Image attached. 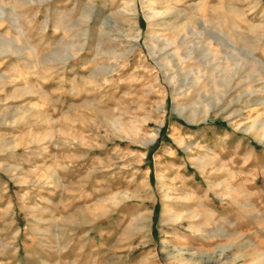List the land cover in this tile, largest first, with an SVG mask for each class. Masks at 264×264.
<instances>
[{
    "label": "rangeland",
    "instance_id": "rangeland-1",
    "mask_svg": "<svg viewBox=\"0 0 264 264\" xmlns=\"http://www.w3.org/2000/svg\"><path fill=\"white\" fill-rule=\"evenodd\" d=\"M128 1L0 0V264H264V0Z\"/></svg>",
    "mask_w": 264,
    "mask_h": 264
},
{
    "label": "bare ground",
    "instance_id": "bare-ground-1",
    "mask_svg": "<svg viewBox=\"0 0 264 264\" xmlns=\"http://www.w3.org/2000/svg\"><path fill=\"white\" fill-rule=\"evenodd\" d=\"M128 3V5H130L131 7H133L134 9H133V12H136V9H135V3H134V1L133 0H130V1H128L127 2ZM151 11L153 12V9L151 8ZM132 12V13H133ZM155 13V12H154ZM157 13V12H156ZM135 14V13H134ZM135 17V16H134ZM209 259H207L206 261H208ZM209 262V261H208Z\"/></svg>",
    "mask_w": 264,
    "mask_h": 264
}]
</instances>
